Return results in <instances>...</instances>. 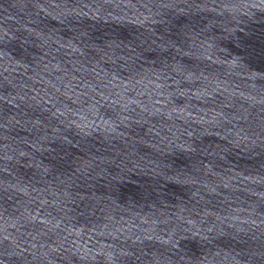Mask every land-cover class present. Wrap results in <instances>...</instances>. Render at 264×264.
I'll return each mask as SVG.
<instances>
[{
  "label": "water",
  "instance_id": "95a60500",
  "mask_svg": "<svg viewBox=\"0 0 264 264\" xmlns=\"http://www.w3.org/2000/svg\"><path fill=\"white\" fill-rule=\"evenodd\" d=\"M0 264H264V0H0Z\"/></svg>",
  "mask_w": 264,
  "mask_h": 264
}]
</instances>
